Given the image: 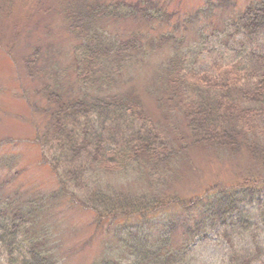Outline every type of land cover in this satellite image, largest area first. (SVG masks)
<instances>
[{
  "label": "trees",
  "instance_id": "1",
  "mask_svg": "<svg viewBox=\"0 0 264 264\" xmlns=\"http://www.w3.org/2000/svg\"><path fill=\"white\" fill-rule=\"evenodd\" d=\"M4 1L9 5L16 0ZM32 1L35 6L42 3ZM62 2V21L77 38L73 53L81 88L77 96H64L59 82L46 85L48 99L39 112L42 129L35 139L57 179L59 194L93 212L97 222L122 220L117 224V243L92 264H195L191 255L195 243L210 235L225 243L223 264H261L264 180L158 206L154 205L157 199L138 194L133 187L140 179L150 188L159 186L171 167L176 168L179 152L188 146L185 139L191 146L219 143L234 152L246 150L264 167V0L247 6L219 33L229 36L227 43L233 44L225 47L232 51L212 75H201L193 65L194 57L180 49L182 41L167 28L153 37L139 31L118 39L101 26L105 20L123 19L153 26L155 21L167 20L162 8L151 10L144 0ZM37 9L46 13L52 8L43 3ZM203 29L199 25L196 31L202 34ZM165 43H175L177 49L153 75L154 90L164 111L180 112L186 119L190 135L174 127L175 140L182 144L179 149L164 135L167 128L156 126L139 96L115 90L124 71ZM39 60L36 51L26 63L35 69ZM25 72L32 76L29 66ZM35 73L43 77L46 71L39 68ZM116 175L127 183L124 189L110 191L101 180ZM8 185L0 184V264H59L49 249L34 242L36 230L45 228L44 219L29 212L38 198L21 199ZM170 206L187 219L162 215ZM132 218L151 219L154 227L160 218L168 221L163 228L148 231L150 222L139 225L137 220L129 221Z\"/></svg>",
  "mask_w": 264,
  "mask_h": 264
},
{
  "label": "rangeland",
  "instance_id": "2",
  "mask_svg": "<svg viewBox=\"0 0 264 264\" xmlns=\"http://www.w3.org/2000/svg\"><path fill=\"white\" fill-rule=\"evenodd\" d=\"M92 1L108 3L115 0ZM259 1L144 0L143 5L151 7V10L162 8L167 20L155 21L153 26L132 19L105 20L101 26L118 39H125L139 31L153 37L167 28L182 41L180 49L194 57L193 65L201 75H212L216 66L222 64L223 59L226 61L232 51L225 47L233 44L227 43L229 36L219 33L235 15L238 17L247 6ZM43 3L48 4L51 11L45 13L38 10ZM59 7H64L62 0H42L37 6L32 0H16L9 5L0 0V184L8 182V186L12 187L10 192L19 194L21 199L30 196L38 198L29 212L35 217L40 215L45 228L36 230L38 237L34 242H39L45 251L49 249L58 258L59 264H92L117 243V224L122 220L110 223L103 218L97 222L93 212L77 207L67 196L59 194L57 179L44 162L35 139L42 129L43 118H40L39 112L48 99L46 85L54 86L55 81L59 82L64 96H77L81 88L73 53L77 38L63 23ZM179 22L180 27L177 28ZM199 25L204 27L202 34L196 31ZM202 48H205L204 51ZM176 49L175 43H165L152 55L143 56L142 63L123 72L115 90L133 91L132 95L139 96L156 126L167 128L164 135L173 140V148L179 149L182 144L175 140L178 131L174 127L190 135L186 119L180 112L168 114L164 111L158 102L153 80V75L160 71L161 65ZM36 51L40 53V60L38 67L33 69L31 64L27 65L26 59ZM27 66L32 76L25 72ZM39 68L46 71L43 77L35 73ZM33 106L36 109L40 107V110L36 112ZM184 142L189 147L179 152L176 168L171 167L169 174L158 182L159 186L150 188L141 179L134 184L135 192L146 193L158 200L155 206L160 202L172 203L173 199L183 202L199 198L212 189H233L247 181L260 184L264 180L262 163L252 159L246 150L234 152L230 146L219 143L191 146L189 139ZM175 152L178 153L177 150ZM116 176L103 178L101 183L108 185L110 191L124 189L127 182L120 175ZM152 178L154 180V176ZM162 215L187 219L182 211L172 206L168 211L162 210ZM132 220H137L135 224L139 225L150 222L148 231H157L168 221L160 218L154 227L151 219L132 218L129 221ZM195 244L191 254L195 264H223L227 251L223 241L210 235L200 244ZM261 264H264V258Z\"/></svg>",
  "mask_w": 264,
  "mask_h": 264
}]
</instances>
